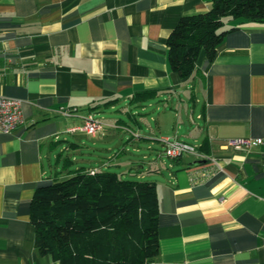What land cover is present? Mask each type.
Listing matches in <instances>:
<instances>
[{
  "label": "crops",
  "instance_id": "0c3cea01",
  "mask_svg": "<svg viewBox=\"0 0 264 264\" xmlns=\"http://www.w3.org/2000/svg\"><path fill=\"white\" fill-rule=\"evenodd\" d=\"M209 4L0 0V94L21 102L24 119L0 131V264H59L34 246L29 205L39 185L70 169L123 166L129 177L153 173L156 185L158 251L147 264H264V145H224L264 136V21L226 20L237 28L187 76L168 60L180 17ZM118 103L132 125L97 116ZM83 115L100 122L93 134L80 128ZM160 136L206 158L172 159Z\"/></svg>",
  "mask_w": 264,
  "mask_h": 264
},
{
  "label": "trees",
  "instance_id": "16d2710c",
  "mask_svg": "<svg viewBox=\"0 0 264 264\" xmlns=\"http://www.w3.org/2000/svg\"><path fill=\"white\" fill-rule=\"evenodd\" d=\"M208 1L207 10L182 15L168 35V60L181 76L201 52L214 57L237 28L226 20L264 21V0ZM158 212L153 181L85 167L39 185L29 205L34 246L59 264H147L158 251Z\"/></svg>",
  "mask_w": 264,
  "mask_h": 264
},
{
  "label": "built area",
  "instance_id": "2783aa9c",
  "mask_svg": "<svg viewBox=\"0 0 264 264\" xmlns=\"http://www.w3.org/2000/svg\"><path fill=\"white\" fill-rule=\"evenodd\" d=\"M72 112L73 111L68 108L61 111L65 116H70ZM81 117L83 123L80 128L85 132L93 134L100 127V122L95 120L91 115H83ZM23 123L24 119L21 110V102L17 99L0 94V131L10 132ZM158 142L165 154L170 158H177L183 154H190L199 159L206 158L201 155L195 145L184 140L170 136H160ZM224 145L234 149L248 150L258 145H264V136L228 138L225 139ZM209 159L212 162H216L214 158Z\"/></svg>",
  "mask_w": 264,
  "mask_h": 264
},
{
  "label": "rangeland",
  "instance_id": "374dc122",
  "mask_svg": "<svg viewBox=\"0 0 264 264\" xmlns=\"http://www.w3.org/2000/svg\"><path fill=\"white\" fill-rule=\"evenodd\" d=\"M159 102H161V103H158L159 104V107H161V109L164 108V106H166V104L165 103H162V101H159ZM125 106H127V105H125L124 103H118L117 105H115V108L114 109L113 108H110V107L103 108L102 110H100L97 113V116L99 118H101L104 123L114 122L117 118H120V119L124 120L125 122H128L130 125H132L131 121L128 119V116L126 114V111L125 110L127 108L125 109ZM151 108L148 107V113L151 112L152 114H156V113L162 112V110L161 111H156V109L154 107L152 109ZM149 122H150L151 125L154 126V123L153 122H151V121H149ZM166 132L168 134L173 133L171 131H166ZM179 135L181 136V134H179ZM155 143H156V145H159L158 142H155ZM147 154H149V153H147ZM100 156H104V153H100L99 154V157ZM146 165H147V163L144 161V167L141 168L140 170L146 169ZM109 170L110 171L117 172L122 177H125V175H127V173H126V170L127 169L124 166L122 168H120V169H117V168H114V167H109ZM152 176H153V173L146 174L145 180H151L152 179ZM126 177H129V175H127Z\"/></svg>",
  "mask_w": 264,
  "mask_h": 264
},
{
  "label": "water",
  "instance_id": "95a60500",
  "mask_svg": "<svg viewBox=\"0 0 264 264\" xmlns=\"http://www.w3.org/2000/svg\"><path fill=\"white\" fill-rule=\"evenodd\" d=\"M197 162H201V161H197ZM141 167H142V165L135 164V165H132V166H131V169H132V170H138V169H140Z\"/></svg>",
  "mask_w": 264,
  "mask_h": 264
}]
</instances>
